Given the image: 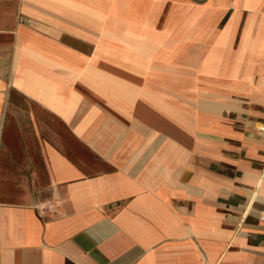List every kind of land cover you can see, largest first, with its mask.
Returning <instances> with one entry per match:
<instances>
[{
    "label": "crops",
    "instance_id": "crops-1",
    "mask_svg": "<svg viewBox=\"0 0 264 264\" xmlns=\"http://www.w3.org/2000/svg\"><path fill=\"white\" fill-rule=\"evenodd\" d=\"M264 0H0V264H264Z\"/></svg>",
    "mask_w": 264,
    "mask_h": 264
},
{
    "label": "built area",
    "instance_id": "built-area-1",
    "mask_svg": "<svg viewBox=\"0 0 264 264\" xmlns=\"http://www.w3.org/2000/svg\"><path fill=\"white\" fill-rule=\"evenodd\" d=\"M260 219L264 220V212L261 214Z\"/></svg>",
    "mask_w": 264,
    "mask_h": 264
}]
</instances>
